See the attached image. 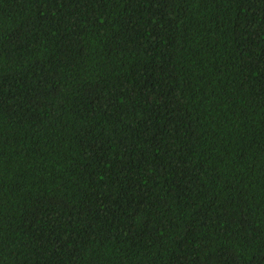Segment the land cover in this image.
Returning a JSON list of instances; mask_svg holds the SVG:
<instances>
[{
  "label": "trees",
  "instance_id": "16d2710c",
  "mask_svg": "<svg viewBox=\"0 0 264 264\" xmlns=\"http://www.w3.org/2000/svg\"><path fill=\"white\" fill-rule=\"evenodd\" d=\"M0 264H264V0H0Z\"/></svg>",
  "mask_w": 264,
  "mask_h": 264
}]
</instances>
